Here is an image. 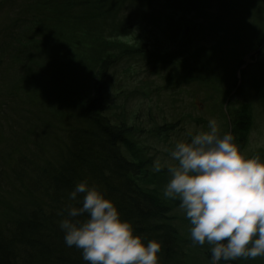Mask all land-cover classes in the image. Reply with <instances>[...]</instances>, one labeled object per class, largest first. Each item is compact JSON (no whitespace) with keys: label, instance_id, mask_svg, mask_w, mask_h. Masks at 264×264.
I'll return each instance as SVG.
<instances>
[{"label":"trees","instance_id":"1","mask_svg":"<svg viewBox=\"0 0 264 264\" xmlns=\"http://www.w3.org/2000/svg\"><path fill=\"white\" fill-rule=\"evenodd\" d=\"M140 63L162 91L200 97L221 134L264 159V146L250 147L254 103L264 106V0H0V264H87L59 227L81 181L145 243L161 242L159 264H210L209 246L177 224L180 201L162 195L167 169L153 171L138 145L139 134L167 137L174 125L144 128L141 112H113Z\"/></svg>","mask_w":264,"mask_h":264},{"label":"clouds","instance_id":"2","mask_svg":"<svg viewBox=\"0 0 264 264\" xmlns=\"http://www.w3.org/2000/svg\"><path fill=\"white\" fill-rule=\"evenodd\" d=\"M170 157L175 163L167 166L162 195L180 201L191 240L210 248V264L264 257V159L243 154L214 118L176 142ZM161 169L157 159L153 171ZM69 199L76 204L60 213L59 227L66 246L81 250L87 264H159L161 242L145 243L95 185L77 183Z\"/></svg>","mask_w":264,"mask_h":264},{"label":"rangeland","instance_id":"3","mask_svg":"<svg viewBox=\"0 0 264 264\" xmlns=\"http://www.w3.org/2000/svg\"><path fill=\"white\" fill-rule=\"evenodd\" d=\"M124 40L132 42L131 38ZM244 60L246 63L245 65H248L251 61V56H247ZM140 64V66L129 74L130 77H127V81L129 83V89L127 92L131 91L128 96V100L120 99L119 104L121 109L115 105L117 107L113 110V112H115V114L119 112L125 113L127 107L129 108L130 114L131 111L141 112L142 114L140 119L143 122L142 127L144 128H148L146 121H148L150 125L152 124V121L160 126L166 123L174 125L173 131L167 137H151L150 134L146 133H142L137 136V139L140 140L138 145L143 148H148L147 156L152 158L153 164L154 161L159 159L162 168L167 169L169 164L175 163V161H173L170 157V152L173 150L176 142L181 140H190L192 135L202 130V127L198 125V123L206 122V120L214 118L216 119L218 126H220V118L216 116L214 117L213 115H206L207 107L202 103L200 97L182 94L183 91L179 93L171 90L168 92L162 91V86H164L163 79L157 78L154 73L149 74L145 70L144 64ZM17 78H19V76L13 74V78L11 80ZM59 80H61L60 74H58L57 77L58 83H60ZM40 90L44 93V98H52V96H55V94L51 91L44 89ZM132 90L135 92H132ZM237 90L238 89L234 88L231 98L242 103L244 101L243 96L242 98L240 96L235 97ZM143 91L147 92V98L143 99L139 96V92L142 93ZM129 112H127L128 115ZM254 112L255 129L251 135V149L264 146V106L260 104L259 101L254 103ZM178 119H181L182 121L178 122ZM140 135L143 136L141 137ZM175 216L178 218L177 224L181 228L182 234H184L186 238H191V225L189 220L186 218L184 211L181 208H178L175 211Z\"/></svg>","mask_w":264,"mask_h":264}]
</instances>
